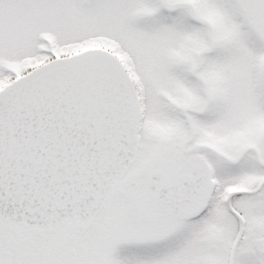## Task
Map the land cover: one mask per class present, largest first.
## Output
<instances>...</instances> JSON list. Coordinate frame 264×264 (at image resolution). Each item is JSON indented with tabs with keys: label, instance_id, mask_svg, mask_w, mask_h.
Segmentation results:
<instances>
[{
	"label": "snow or ice",
	"instance_id": "snow-or-ice-1",
	"mask_svg": "<svg viewBox=\"0 0 264 264\" xmlns=\"http://www.w3.org/2000/svg\"><path fill=\"white\" fill-rule=\"evenodd\" d=\"M0 264H264V0H0Z\"/></svg>",
	"mask_w": 264,
	"mask_h": 264
}]
</instances>
